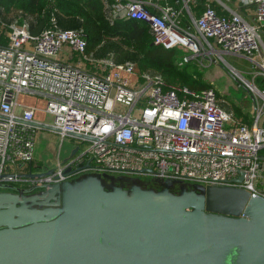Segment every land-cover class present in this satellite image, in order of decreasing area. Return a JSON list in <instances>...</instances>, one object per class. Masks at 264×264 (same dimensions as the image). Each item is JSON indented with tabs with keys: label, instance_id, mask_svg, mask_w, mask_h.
<instances>
[{
	"label": "built area",
	"instance_id": "1",
	"mask_svg": "<svg viewBox=\"0 0 264 264\" xmlns=\"http://www.w3.org/2000/svg\"><path fill=\"white\" fill-rule=\"evenodd\" d=\"M178 2L115 0L105 4V10L110 20L146 22L155 45L180 51V67L222 62L230 66L223 54H232L253 62L257 70L252 78L264 79V0H182L181 6ZM3 29L0 14V39ZM5 35L7 43L0 42V184L24 189L86 175L108 180L106 175L169 180L189 188L229 185L264 197L260 84L246 82L262 99L255 100L248 123L220 106L213 87L197 91L168 85L134 63L97 60L101 72H90L94 59L79 31L60 30L54 24L31 34L26 23L13 21ZM64 47L79 64L59 58ZM20 93L44 97L43 111L50 121L35 123V106L25 105L18 112ZM40 124L55 128L61 140L74 137L80 143L73 155L57 159L51 174L20 177L37 172L32 163Z\"/></svg>",
	"mask_w": 264,
	"mask_h": 264
},
{
	"label": "water",
	"instance_id": "2",
	"mask_svg": "<svg viewBox=\"0 0 264 264\" xmlns=\"http://www.w3.org/2000/svg\"><path fill=\"white\" fill-rule=\"evenodd\" d=\"M159 182L157 190L106 189L98 175L0 184V264H264V197L229 185L174 192L172 181Z\"/></svg>",
	"mask_w": 264,
	"mask_h": 264
},
{
	"label": "trees",
	"instance_id": "3",
	"mask_svg": "<svg viewBox=\"0 0 264 264\" xmlns=\"http://www.w3.org/2000/svg\"><path fill=\"white\" fill-rule=\"evenodd\" d=\"M194 9L198 14L199 10ZM0 14L4 24L2 44L7 43L6 30L13 21L26 23L31 34L55 24L60 30L79 31L87 41L86 52L93 59L137 64L141 71L160 76L168 85L180 84L197 91L212 87L195 74L196 68L190 66H195L193 63L177 65L178 49L155 45L146 22L124 17L110 20L104 0H0ZM256 79L263 89L264 79ZM219 104L224 110L232 111L224 101L220 100ZM234 114L248 121V112Z\"/></svg>",
	"mask_w": 264,
	"mask_h": 264
},
{
	"label": "rangeland",
	"instance_id": "4",
	"mask_svg": "<svg viewBox=\"0 0 264 264\" xmlns=\"http://www.w3.org/2000/svg\"><path fill=\"white\" fill-rule=\"evenodd\" d=\"M223 56L227 63L236 69L241 76H243L242 78H245L244 81L241 80V82H239L229 72L230 66L224 62L218 64L205 63V65L198 67L193 65L190 66L196 68L194 69L195 74L199 75L203 82H208L216 90L218 98L228 104L233 113L239 112L240 115H243L244 112H248V114H251V111H254L255 100L259 103L262 102V99L259 97L256 98L254 92L250 90L246 84L248 81L249 83L258 84V80L256 79L258 77L252 78V72L256 71L257 67L253 62L240 56L232 54H223ZM25 105L36 107L35 118L41 119L42 121H50V116L43 111L46 106V99L44 97L37 94L20 93L18 96L17 111H21ZM37 137L34 150L43 152V161L46 162L45 164H49V167H55L58 151L59 160L63 161L70 156L71 150L75 145L80 143V140L74 137H64V139L61 140L60 135L54 132L47 133L46 136L40 134ZM49 140L54 142L55 151L53 152H51L50 149L45 148L46 143ZM33 170L37 171L36 169ZM149 179L133 178V181H125L123 184L128 187L130 184L132 185V182H135L144 188H153L156 190L160 188V185L153 187L155 185H153L154 183L152 179ZM179 188L180 187L177 189Z\"/></svg>",
	"mask_w": 264,
	"mask_h": 264
},
{
	"label": "crops",
	"instance_id": "5",
	"mask_svg": "<svg viewBox=\"0 0 264 264\" xmlns=\"http://www.w3.org/2000/svg\"><path fill=\"white\" fill-rule=\"evenodd\" d=\"M175 1H179L177 4H178V6H181L182 0H174V2ZM104 2H105V4H108V2H106L105 0H104ZM148 8L151 9V7H149V6H148ZM195 14H197L196 11H195ZM59 58L62 61H65V62H69V63H73V64H79V61H78L76 55L74 53L70 52V50L67 47H64L61 50V52L59 53ZM97 60L99 61L100 59H95L94 58L93 63L92 64H89L88 70L90 72H94V73H100L101 72V64ZM251 114H252V111H251ZM251 114H248V121H245L244 120L245 122L250 123V121H251ZM238 117H241L242 118V116H238ZM34 122L38 124V123L43 122V121L41 119H38V118H35L34 117ZM51 132L53 133L54 131L41 128L39 130L37 136L40 135V134L43 135V136H46L47 133H51ZM37 136H36V138H38ZM35 143H36V141H35ZM45 148L50 149L51 152L55 151V149H54V142L51 141V140H49L46 143ZM261 152L264 153V148L261 150ZM33 157H34V160H33V163H32L34 165V168L33 169H36L37 171H45V170H48V169L54 167V166L53 167H49V164H45L46 162L43 161L44 160L43 152H38V151H35L33 149ZM57 159H59L58 153L56 155V162H57Z\"/></svg>",
	"mask_w": 264,
	"mask_h": 264
},
{
	"label": "flooded vegetation",
	"instance_id": "6",
	"mask_svg": "<svg viewBox=\"0 0 264 264\" xmlns=\"http://www.w3.org/2000/svg\"><path fill=\"white\" fill-rule=\"evenodd\" d=\"M133 178H128V177H121V176H117V177H114V176H112V179H108V180H105V179H101V181H102V183H103V185H104V187L106 188V189H110V185H117V186H121L122 188H124V189H128L130 186H131V184H130V186H128V187H126V186H124V182L125 181H133L132 180ZM154 184L153 185H155V186H153V187H156V185H160V182L159 181H155V182H153ZM132 184H135V182L133 183L132 182ZM138 184V183H137ZM160 187V186H159ZM178 187H185V188H189V187H187V185H185V184H174V187L173 188H175V189H177ZM175 189H171V190H175ZM174 192H177V191H174Z\"/></svg>",
	"mask_w": 264,
	"mask_h": 264
}]
</instances>
